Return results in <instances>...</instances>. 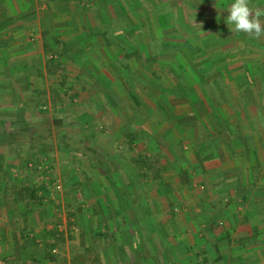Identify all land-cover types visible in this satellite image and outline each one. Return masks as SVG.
I'll return each mask as SVG.
<instances>
[{
  "label": "crops",
  "instance_id": "obj_1",
  "mask_svg": "<svg viewBox=\"0 0 264 264\" xmlns=\"http://www.w3.org/2000/svg\"><path fill=\"white\" fill-rule=\"evenodd\" d=\"M232 2L0 0V110L43 93L104 158L77 215L96 264H264V38L230 31Z\"/></svg>",
  "mask_w": 264,
  "mask_h": 264
},
{
  "label": "rangeland",
  "instance_id": "obj_2",
  "mask_svg": "<svg viewBox=\"0 0 264 264\" xmlns=\"http://www.w3.org/2000/svg\"><path fill=\"white\" fill-rule=\"evenodd\" d=\"M44 99L43 93H26L24 107L6 106L0 110V205L8 215L6 219L13 210L16 215H38L37 222L25 217L4 221V229H0V264H96L97 254L92 248L83 251L76 247L77 231L92 229L95 223L89 219L81 228L77 215L92 211L88 203L96 188L90 184L91 166L104 158L95 154L97 150L91 147L95 140L90 134L81 133L85 137L82 139L71 132L60 139L63 125L55 123L56 109L46 110L39 105ZM33 107L40 113L36 119L31 118ZM19 121L23 123L13 124ZM62 145L68 152L62 151ZM39 217L43 222L36 226L40 231L36 234L33 223L40 224ZM25 224L30 231L21 229ZM128 226L134 229L131 223Z\"/></svg>",
  "mask_w": 264,
  "mask_h": 264
},
{
  "label": "clouds",
  "instance_id": "obj_3",
  "mask_svg": "<svg viewBox=\"0 0 264 264\" xmlns=\"http://www.w3.org/2000/svg\"><path fill=\"white\" fill-rule=\"evenodd\" d=\"M226 12V24L231 32L257 40L264 38V8L253 6L251 0H233Z\"/></svg>",
  "mask_w": 264,
  "mask_h": 264
},
{
  "label": "built area",
  "instance_id": "obj_4",
  "mask_svg": "<svg viewBox=\"0 0 264 264\" xmlns=\"http://www.w3.org/2000/svg\"><path fill=\"white\" fill-rule=\"evenodd\" d=\"M61 187H62L61 184H57L58 189H61Z\"/></svg>",
  "mask_w": 264,
  "mask_h": 264
},
{
  "label": "trees",
  "instance_id": "obj_5",
  "mask_svg": "<svg viewBox=\"0 0 264 264\" xmlns=\"http://www.w3.org/2000/svg\"><path fill=\"white\" fill-rule=\"evenodd\" d=\"M37 191H38V190H37ZM37 191H36V192H37Z\"/></svg>",
  "mask_w": 264,
  "mask_h": 264
}]
</instances>
